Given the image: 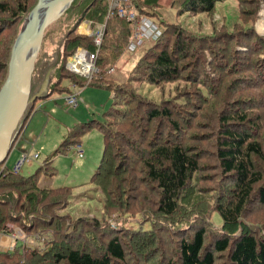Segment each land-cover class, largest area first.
I'll use <instances>...</instances> for the list:
<instances>
[{
	"label": "trees",
	"instance_id": "obj_1",
	"mask_svg": "<svg viewBox=\"0 0 264 264\" xmlns=\"http://www.w3.org/2000/svg\"><path fill=\"white\" fill-rule=\"evenodd\" d=\"M128 1L138 15L156 19L162 29L157 40L151 41L148 50L138 57L126 80L121 84L104 81L103 74L118 58L111 53L120 54L122 49H127L132 24L116 14L106 18L107 0H76V5L73 2L63 15L69 17L68 11L80 5L78 13L74 12L79 16L76 24L88 22L92 28L103 24L101 45L96 48L90 36L76 34L77 25L70 29L62 41L61 61L53 72L56 80L49 89L51 95L59 88L63 89L59 92L70 93L71 83L83 87L77 83L76 74L66 68V59L79 48L97 53L95 64L101 78L96 75L85 81L112 89L114 105L105 113L104 121H87L75 128L76 133H70H75V137L97 128L103 135V152L91 183L104 197V214L127 213L125 210L142 203L145 198L142 190L146 189L156 198L150 197L153 203L144 215L154 217V225L174 223L171 238L172 244L176 243V259L168 258L163 264H264V224L252 227L245 222L251 212L259 209L252 208L253 205H264V144L263 138L256 134L264 133V36L255 28L264 0H172L177 15L212 17L217 13L219 20L210 22L214 26L209 33H201L199 25L194 31L187 30L186 25L163 22L158 18L162 8L159 0ZM36 3L37 0H0V87L19 34V31L13 33V27L23 23ZM224 3L226 6L221 11L219 6ZM237 12L238 19L233 17ZM184 33L196 45L194 52H188L189 45H184ZM112 45L115 46L110 48ZM156 47L161 48L159 53L153 51ZM181 60L183 69H192V76L187 73L186 84L196 85L192 88L198 90L203 104L213 95L209 92L213 83V91L222 92L213 99L219 112L214 113V125H208L207 133L200 135L212 134L214 139L201 142L203 145L196 143V149L189 146L196 138L182 137L187 117L181 111L175 116L167 105L172 103L183 110L186 103L183 97L187 95L180 94L182 90L173 89L177 96L158 100L138 93L143 85L150 88L177 80ZM63 78L67 79V86L61 85ZM132 83L141 85L135 87ZM34 84L32 89L36 87ZM131 100L140 105L130 104ZM133 106L135 109L131 111L129 108ZM127 114H131L129 119ZM76 143L80 142L64 138L53 153H63ZM207 159L214 162L213 174L217 178L212 188L217 193L211 201L204 195H193L196 196L193 203L207 207L201 214L202 206L197 209L186 204L190 189H196V180L206 179L203 174L209 164ZM51 163L52 159L47 158L27 175L4 166V162L0 164V228L11 223L28 236L38 235L43 243L26 245L17 240L12 249L0 251V264H128L126 256L130 248L125 239L136 244L150 229L139 226L133 234L126 229V236H121L115 229L109 232L112 227L106 223L107 219L76 217L60 211L68 204L72 192L68 187L40 185L43 174H54ZM225 192L229 194L226 199ZM185 206L189 211L193 209V217L188 218L187 210L177 214ZM181 212L188 214L180 217ZM207 212L219 216L221 222L208 226L204 219ZM85 222H90L89 227ZM143 224L151 227L152 223L149 219ZM92 226H98V233H103L101 241L95 231L91 239L88 236ZM78 228L87 229L84 236ZM83 242H87L88 248L81 245ZM144 242L150 243L151 239Z\"/></svg>",
	"mask_w": 264,
	"mask_h": 264
},
{
	"label": "rangeland",
	"instance_id": "obj_2",
	"mask_svg": "<svg viewBox=\"0 0 264 264\" xmlns=\"http://www.w3.org/2000/svg\"><path fill=\"white\" fill-rule=\"evenodd\" d=\"M73 2L74 5H76V0H74ZM159 2L162 8L158 12V18L163 20V22L165 23L169 22V23L182 24V27H184L183 25H186L187 30L193 29L195 31L197 25H199L202 26V29L199 30L201 31V33L203 32L209 33L214 26V25H210V22L212 20L213 21L219 20L217 13H214L212 17H208L202 14H198L196 16H191V17L185 15H177V7L171 6L172 0H159ZM225 6H226L225 3L219 6L220 10L222 11ZM236 6L238 5L236 4ZM79 9H80V5H78L74 9H70L67 13L69 17H67L66 15H62L55 23H53L46 29L41 48L35 62V73H34L35 86L38 85V82L40 81L44 71L47 68H49L52 65V63H55L57 59H59V52L62 48V41L64 37L69 34L70 29L73 30L77 25L76 21L79 16H75L76 14H74V12L78 13L77 11ZM233 14L235 15L233 17L238 19L236 15H238L239 17L240 13L238 14L237 12ZM257 15L259 18L256 21L255 28L258 33L260 32L261 35L264 36V4L261 5V8ZM152 21L156 25H158L157 24L158 21L156 19ZM22 25L23 23L21 24V22L18 23V25H14L13 33L20 31ZM99 25H103V24H99ZM81 28L87 29L84 23H81L77 25L75 29V33L79 34L78 33L79 30L82 31V34L80 35H83V33H88L89 31L88 29L87 32H84V29L82 30ZM184 36L185 39L183 38L182 40L184 41V45L187 44L186 45L187 47L189 45L188 52L191 51L194 52V49L197 48L196 45L194 46V43H191L186 33H184ZM151 43H152L151 39L144 41L143 45L140 46L134 52L125 50V48L124 50L122 49L120 54L118 53V51L112 52L111 55L112 56L117 55L118 58L116 59L115 63L111 66L113 70L111 72L108 70L105 72V74H103L104 81L111 80V82L118 84L124 82L127 78L128 72L135 64L138 57H140L142 53H145L148 50L147 48L151 45ZM114 46L115 45H112L110 46V48ZM152 49L156 53H159V51L161 50L160 47H156ZM167 49L170 51V46ZM182 63L183 62L181 60V62L179 63L180 77L177 80L164 82L158 86L151 85L150 88L146 85H143L141 86L143 87L142 89L139 88L138 93L143 95L146 94L150 99L155 98V100H158L160 98L167 99L170 96L175 95L173 93V89L176 91L182 90L180 94H186L187 96L188 94L190 95L191 92L192 96L183 97L184 100L186 101L185 108L183 110H181L178 105L172 103H167V105L170 107L171 112L175 116L177 114L179 115L181 111L184 113L185 117H187L188 124L187 127L184 128L185 130L183 132L182 137L186 136L188 140L192 138L194 140L197 139L196 141L190 140L194 142L189 145L192 147V149H196L195 146L196 143L199 142V144L203 145L202 144L203 142H210V140L214 139V136H212V134L209 135V137H207V135L204 136H200V135L207 133L209 129L208 125L210 124L212 126L214 125L215 123L214 118L216 117L214 113L217 114L219 112L218 109H216L217 106V104L215 103L216 100L214 102L213 99L216 96L220 97L222 92L221 89L219 91L218 90L213 91L215 88L213 83L212 85H210V90H209L210 94L213 95H210L209 99H205V103L203 104L199 98L200 94H197L198 90L194 89L196 85H191L190 87H188V85L186 84V79L189 77V76L187 77V73H189L192 76V69L187 71L184 68L185 69L184 70L183 69L184 66H182ZM99 73L100 71L96 75H98V77L101 78ZM75 77L76 80L78 81L77 83L83 85V87L77 88L78 90L81 91L79 93V98H80L79 103L76 106H68L66 104L65 97L67 96L68 93H66L67 90H64L63 92H59V90L61 91L63 90L61 88L56 89L57 91L53 92L49 97H47L48 99L44 98L46 99V101L44 99H38V101L37 100L35 101L33 110L31 111L29 116L26 117L27 120L25 127L28 130L27 131L25 130L26 132L24 136L27 138L29 137L35 138L36 143L34 144L36 145L31 153H34L37 150L38 153L40 154V157L35 160L24 161V164L22 163L23 167L21 169H18L20 171V174L27 175L28 172L33 173L35 169L43 162V160H46L47 158L49 160L52 159L51 165L53 167L54 174L52 176H45L43 174L40 178V185L43 187L45 186L68 187L71 190L72 194L71 197L68 199L69 200L68 204L64 209L60 211H63L65 213H68L69 215L76 217L77 215H80L88 218L95 217L97 220L107 219L106 223L109 224L110 227H112V229L110 228L109 232L115 229L117 230L118 234L121 236L124 235L126 236V229H129L131 232L134 229L139 228V226L142 227L144 226V228L150 229L146 233L145 238L142 240H138L136 244H133L132 241L125 239V242L130 248L129 249L130 252H127V256H126L128 264H163L168 260V258H172L173 260L176 259V253H175L176 243L172 244L174 240L171 238V233H173L171 226H173L174 223H171V225L168 226H166L164 223L154 225V221H156V219L154 217H152L151 219L150 216L146 217L144 215V213L149 210L150 204L152 205L154 197L156 198V196L151 194L149 190L146 189L142 190L144 191L143 193L145 194V198H143L142 203L138 202L137 204H135V206L131 204V206L133 207L130 208L129 210H125L127 211V213L114 212L112 214H104V210H103L104 197L100 193V191L95 187V185L91 183L93 173L96 170V167L102 156L103 147H104L103 135L97 128L89 129L87 130V132H85L80 136L74 137V134L78 130L75 128L81 125L82 123H85L93 119L95 120V122L105 120V113L110 111V109L114 105V99H113L114 92L112 89H107L104 87H96L95 85H91V84L89 85L87 80L85 81V79H88L87 77L80 76L77 74ZM50 79L52 83L56 80V76L53 73H51ZM61 80H62L61 85L67 86L68 84L67 79L63 78ZM132 85L137 87L138 85L141 84L132 83ZM71 92H72V88H71ZM122 98L124 97H121V99ZM43 100L45 101L44 105L42 104L44 103ZM259 102H263V101H259ZM131 103H134L135 105L137 104L140 105V103H138L136 100H131L130 104ZM129 109L131 111H134L135 106L130 107ZM189 111L192 112L190 113ZM130 115L131 114H127V119H129ZM262 124H264V122ZM23 127L24 125L22 123V126L19 131H22ZM32 130L34 131L33 133ZM70 131L72 132L75 131V133L72 134L70 133ZM256 134L260 135L259 139L260 137L261 139L263 138L261 140V143L264 144V133L259 132L258 134L256 132ZM187 135L190 136L187 137ZM175 136L176 135L174 134V137ZM174 137L173 135L171 136L172 139H174ZM206 137L207 139H205ZM64 138L70 141L71 140L79 141L80 143H76V144H80V145L82 144L81 146L83 147L84 150L83 157L76 158L75 149L73 146L65 148L63 153L54 155L53 151L59 146V144L64 140ZM51 144L53 145L51 146ZM41 145L43 146L42 148H40ZM48 146L51 147L48 148ZM207 162L209 164L205 166L204 174H203L206 177V179L196 180L197 181L196 189L194 188L190 189L191 193H188L190 194V196L188 198V203L186 204L187 206L189 205L197 206V209L198 206H202L201 214L205 213L207 207H205L202 203H198V202L193 203L195 201L194 198L196 197V196L193 197V195L200 194L202 197L204 195L207 199L211 201L214 198L215 194L217 193V190H214L212 188V183L214 182L215 184L217 178V176L213 174V169H215L213 165L214 162L212 159H207ZM4 166L9 168L8 165L4 164ZM216 168L218 170L217 166ZM208 180L210 182H208ZM151 196L153 197V200L152 198H150ZM223 196L226 199L229 196L228 192H225ZM147 201L148 203H146ZM187 206H185L183 209L178 210L177 214H179L181 210L182 211L187 210L189 212L188 218L193 217V209L190 208L189 211V207ZM252 208L255 209L259 208V209H256L254 212H251L250 215L246 218L245 222L249 223L252 227L253 226L255 227V224H264V205H259L257 203L253 205ZM182 213L183 212H181V214ZM186 214L188 213L182 214L180 215V217ZM140 215H142V218L139 220L138 217H140ZM149 219L151 220L152 223L151 227L149 224H143ZM204 219H205V223L208 226H215L216 224H219L221 222L219 216H217L216 214L212 215L209 212L205 214ZM88 223L90 222H85L87 227H89ZM97 227L92 226V229L89 230L87 233L91 239L92 238L91 234L93 231H95V233L99 237V240L101 241L103 239V233H98ZM78 230L81 232V236H84V231L87 229L78 228ZM121 231H124V234H122ZM22 237L28 245H33V241L30 238H27L25 235H22ZM148 238L151 239V242L150 243L144 242L145 239ZM10 242H11L10 240H5L2 243L8 246ZM36 244L43 245V243L39 241H37ZM81 245L88 248L87 242L86 244H84L83 242Z\"/></svg>",
	"mask_w": 264,
	"mask_h": 264
},
{
	"label": "water",
	"instance_id": "obj_3",
	"mask_svg": "<svg viewBox=\"0 0 264 264\" xmlns=\"http://www.w3.org/2000/svg\"><path fill=\"white\" fill-rule=\"evenodd\" d=\"M73 1L37 0L14 41L6 78L0 87V164L6 160L34 102L50 95V75L61 61V50L59 59L44 71L38 85L32 89L35 62L46 29L70 8Z\"/></svg>",
	"mask_w": 264,
	"mask_h": 264
},
{
	"label": "built area",
	"instance_id": "obj_4",
	"mask_svg": "<svg viewBox=\"0 0 264 264\" xmlns=\"http://www.w3.org/2000/svg\"><path fill=\"white\" fill-rule=\"evenodd\" d=\"M108 1V13L106 18L116 14L119 18L125 19L127 22L132 24V36L127 44V50L130 52L136 51L140 46L143 45L144 41L151 39V41L157 40L161 35V31L158 26L148 17L138 15L134 7L130 4L128 0H107ZM104 25H97L93 30L89 31L93 37V42L96 48H99L101 45V40L104 34ZM76 59L71 63V60ZM97 59V54L95 52H89L85 49H78L74 56L66 60V68L76 73L80 76L87 77L90 79L99 72L95 61ZM87 66V70H83L84 66ZM77 67V68H75ZM111 68L109 71H112ZM72 92L68 93L65 97L66 104L68 106H76L79 102L77 85L72 83L70 84ZM74 149L78 157H83V149L80 144H75ZM39 153L32 154V159H37ZM24 160H28L27 155H23L19 162L14 166V170H18L19 165L22 164ZM22 235H25L27 238H30L32 241H40L38 235L28 236L22 231L19 227L8 223L5 228H0V247L3 250L12 249L15 241L19 240L23 244H27L23 239ZM5 240H10V244L4 245L2 242Z\"/></svg>",
	"mask_w": 264,
	"mask_h": 264
},
{
	"label": "crops",
	"instance_id": "obj_5",
	"mask_svg": "<svg viewBox=\"0 0 264 264\" xmlns=\"http://www.w3.org/2000/svg\"><path fill=\"white\" fill-rule=\"evenodd\" d=\"M84 25H85V27L88 29V30H91L92 29V27H91V25H89L88 23H84ZM82 30L84 29V28H81ZM87 29L85 30L84 29V32H87ZM78 33L79 34H82V31H78ZM83 34H87V33H83ZM54 72V71H53ZM52 72V73H53ZM53 83V82H52ZM50 85H51V83H50ZM49 89H50V86H49ZM80 91L81 90H77V93H78V97H79V93H80ZM49 97V96H48ZM44 99V98H43ZM46 99H48V98H46ZM46 99H44L45 101H46ZM80 99V98H79ZM43 100V101H44ZM38 101V100H37ZM45 101H44V103H42L43 105L45 104ZM66 102V101H65ZM79 103V102H78ZM34 105H35V102H34ZM34 105H33V107H34ZM33 110V109H32ZM31 110V111H32ZM53 110H54V108H53ZM31 113V112H30ZM29 113V114H30ZM29 116V115H28ZM26 124V123H25ZM24 129V130H23ZM28 130L26 127H25V125H24V127L22 128V131H20V133H18L17 134V136H16V139H15V141H14V143H13V145H12V147L10 148V151H9V153H8V156H7V158H6V160L4 161L5 163V165H8L9 166V168H11V169H13L14 168V166L19 162V160L22 158V156L23 155H27L28 156V160H24V161H30V160H35V159H32V154H34V153H38V151L36 150L34 153H31L33 150H34V147H35V145L36 144H34V143H36L35 142V138H33V137H29V138H27V137H25L24 136V134H25V132ZM34 131L32 130V133H33ZM26 138V139H25ZM53 143H55V142H53ZM53 144H51V146H52ZM82 145V144H81ZM51 146H48V148H50ZM74 146V145H73ZM43 146L41 145V147L40 148H42ZM82 147V146H81ZM82 149H83V147H82ZM75 156H76V158H81V157H78L77 155H76V152H75ZM40 157V154L38 155V158ZM37 158V159H38ZM24 161L22 162L23 164H24ZM31 163V162H30ZM23 164H20L19 165V168L18 169H21L22 167H23ZM19 171V170H18ZM20 172V171H19ZM30 172H28L27 174H29Z\"/></svg>",
	"mask_w": 264,
	"mask_h": 264
},
{
	"label": "bare ground",
	"instance_id": "obj_6",
	"mask_svg": "<svg viewBox=\"0 0 264 264\" xmlns=\"http://www.w3.org/2000/svg\"><path fill=\"white\" fill-rule=\"evenodd\" d=\"M73 4V3H72ZM107 4H108V2H107ZM158 26V25H157ZM159 28V27H158ZM86 30V29H85ZM160 30V29H159ZM91 35V34H90ZM97 54V53H96ZM76 59H73V60H71V63L72 62H74ZM75 68H77V67H75ZM88 69V67L85 65L84 67H83V70H87ZM83 78V77H82ZM26 119V118H25ZM23 123H24V121H23ZM0 251H5V250H3V249H1V247H0ZM7 251V250H6Z\"/></svg>",
	"mask_w": 264,
	"mask_h": 264
},
{
	"label": "flooded vegetation",
	"instance_id": "obj_7",
	"mask_svg": "<svg viewBox=\"0 0 264 264\" xmlns=\"http://www.w3.org/2000/svg\"><path fill=\"white\" fill-rule=\"evenodd\" d=\"M90 36V35H89ZM92 39H93V37L92 36H90Z\"/></svg>",
	"mask_w": 264,
	"mask_h": 264
}]
</instances>
